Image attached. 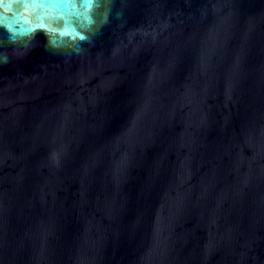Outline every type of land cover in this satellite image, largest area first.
<instances>
[{"label": "water", "instance_id": "water-1", "mask_svg": "<svg viewBox=\"0 0 264 264\" xmlns=\"http://www.w3.org/2000/svg\"><path fill=\"white\" fill-rule=\"evenodd\" d=\"M0 264H264V0H0Z\"/></svg>", "mask_w": 264, "mask_h": 264}]
</instances>
